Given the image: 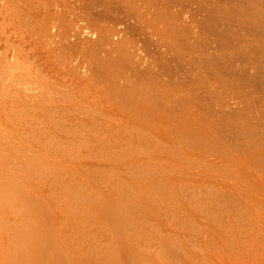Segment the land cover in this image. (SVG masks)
Here are the masks:
<instances>
[{"label": "rangeland", "instance_id": "rangeland-1", "mask_svg": "<svg viewBox=\"0 0 264 264\" xmlns=\"http://www.w3.org/2000/svg\"><path fill=\"white\" fill-rule=\"evenodd\" d=\"M58 1L0 0V264H264V0Z\"/></svg>", "mask_w": 264, "mask_h": 264}, {"label": "built area", "instance_id": "built-area-1", "mask_svg": "<svg viewBox=\"0 0 264 264\" xmlns=\"http://www.w3.org/2000/svg\"><path fill=\"white\" fill-rule=\"evenodd\" d=\"M56 10L58 12L64 13L66 15L65 23L71 27V31L66 35L60 34L61 32L58 30L60 23L55 20L53 29L54 34L57 39L59 38H67L74 39L78 37H90L95 36L94 30L88 24L87 19L83 15H76L73 10V1L72 0H60L56 4ZM72 23V25H71Z\"/></svg>", "mask_w": 264, "mask_h": 264}]
</instances>
